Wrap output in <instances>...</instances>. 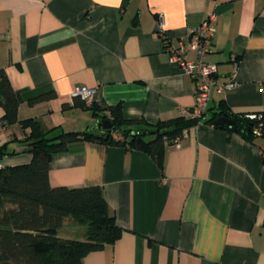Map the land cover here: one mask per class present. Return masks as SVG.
Listing matches in <instances>:
<instances>
[{"label": "crops", "instance_id": "crops-1", "mask_svg": "<svg viewBox=\"0 0 264 264\" xmlns=\"http://www.w3.org/2000/svg\"><path fill=\"white\" fill-rule=\"evenodd\" d=\"M216 15L206 60L217 67L208 109H263L264 0H0V69L21 103L18 119L46 129L98 132L91 110L75 105L78 87L99 107L121 105L127 119H170L196 102L194 79L169 59L170 45ZM190 58L194 56L189 54ZM49 101L30 104L39 95ZM4 111L0 107V119ZM20 124L0 132V168L27 164ZM52 187L100 186L122 233L83 264H264V138L199 123L148 155L94 141L69 145L49 165ZM65 236L76 228L62 229Z\"/></svg>", "mask_w": 264, "mask_h": 264}, {"label": "trees", "instance_id": "trees-1", "mask_svg": "<svg viewBox=\"0 0 264 264\" xmlns=\"http://www.w3.org/2000/svg\"><path fill=\"white\" fill-rule=\"evenodd\" d=\"M165 49L169 46L162 39ZM264 97V82L262 83ZM53 93L37 96L30 104L49 101ZM21 98L5 73L0 69V119L6 127L20 124L25 134L23 142L31 154L27 164L0 168V264H83L91 252L114 244L121 229L111 215L100 186L81 188L52 187L49 165L53 157L67 152L70 144L94 141L124 147L148 154L162 168L165 150L180 141L199 123L239 134L254 142L264 138L253 130L264 128V104L260 112L234 113L222 100L199 117L179 115L166 120L149 122L127 119L121 105L86 106L75 99V105L91 110L99 125L102 120L112 122V128L100 127L98 132L46 129L39 119H18ZM220 117L234 121L232 126L215 124ZM7 144L0 146V160L8 153ZM67 226L76 228L75 234L65 236Z\"/></svg>", "mask_w": 264, "mask_h": 264}, {"label": "built area", "instance_id": "built-area-1", "mask_svg": "<svg viewBox=\"0 0 264 264\" xmlns=\"http://www.w3.org/2000/svg\"><path fill=\"white\" fill-rule=\"evenodd\" d=\"M216 19L215 14H209L200 26L192 30L187 37L181 39L176 46L169 44L166 49L170 61L178 64L186 75L192 76L194 79L196 102L191 110L184 111L183 114L185 116H201L207 110L214 88L223 93L235 87L233 81L217 84L215 80L217 67L206 60L212 48ZM159 33L162 38H166L161 17ZM189 54L194 57L190 58ZM73 96L80 98L86 106H91L94 103L95 91L85 87H78ZM6 128V125L0 122V132ZM253 133L257 135L264 134V128L262 129L259 126L253 130Z\"/></svg>", "mask_w": 264, "mask_h": 264}, {"label": "water", "instance_id": "water-1", "mask_svg": "<svg viewBox=\"0 0 264 264\" xmlns=\"http://www.w3.org/2000/svg\"><path fill=\"white\" fill-rule=\"evenodd\" d=\"M215 124L219 125H229L232 126L234 124V121L227 119L226 117H220L215 121ZM113 126L112 122L109 120H102L101 123L98 125V127H102L104 129H111ZM113 131H116V129L112 128Z\"/></svg>", "mask_w": 264, "mask_h": 264}]
</instances>
